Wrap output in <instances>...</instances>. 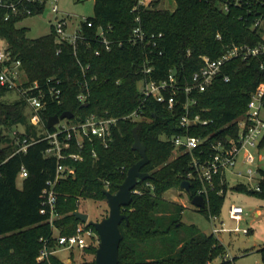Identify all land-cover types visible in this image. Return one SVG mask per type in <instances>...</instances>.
<instances>
[{"label": "trees", "instance_id": "obj_1", "mask_svg": "<svg viewBox=\"0 0 264 264\" xmlns=\"http://www.w3.org/2000/svg\"><path fill=\"white\" fill-rule=\"evenodd\" d=\"M160 1L155 0L152 9L134 13L132 9L137 0H95V14L88 20L96 27L111 25L113 33L110 38L125 41L122 47H115L110 52L103 50L100 44H93L91 49L80 47L75 52L69 45L58 44L53 30L49 35L30 39L27 29L17 26L28 16L11 17L7 21L0 17V40L7 44L15 59L22 61L28 78L26 86L34 82L44 85L47 79L54 78L60 80V84L52 82L51 85L62 91L59 101L47 99L37 129V125L28 122L33 112L26 113V101L5 103L2 98L9 90L0 85V124L7 130L25 125L27 131L18 136L21 141L27 139L31 143L25 153L17 152L20 145L6 135H0V142L8 144L0 154V264H64L55 255L45 261H38V257L45 243L50 248L56 247L53 236L57 231L61 235L76 233L82 223L75 216L81 199L103 201L106 200L105 191L117 192L128 169L141 159L140 154L132 149L135 127H138L149 157V163L142 171L149 173L150 177L138 183L134 190H141V193H133L132 203L123 208L129 224L121 223L123 240L119 248V264H233V260L225 259L226 248L213 233L208 235L197 231L188 241H178L170 253L159 258L146 255L141 249L148 242L182 226L184 207L174 204L178 209L176 219L164 228L163 219L171 205H165L161 197L172 188H180L183 181H190L192 194H198L200 182L189 177L193 172L192 158L199 156L201 148L210 153L212 143L229 145L238 137L237 120L245 114L251 95L264 85V58L232 60L204 92L194 91L189 95L197 101L190 107V115H200L203 121H208L207 125L199 124L189 129L181 126V118L186 114L184 92L178 93L177 104L172 110L153 98H147L142 120L122 118L143 102L140 92L143 81L161 82L173 74L177 85H188L193 74L202 67L201 56L217 59L232 45H256L262 41L264 28H253L254 15L242 9L233 8L229 13H223L213 2L174 0L176 6L170 10L160 8ZM29 8L32 16L45 11L44 7L35 4ZM137 15H140L141 27L148 35H163L156 40V46L153 43L133 46L126 42L137 26ZM217 35L221 38L218 39ZM95 48L102 51L101 55H95ZM147 58L150 59L148 66L152 67L149 74L143 72ZM225 75L230 78L228 82L223 81ZM82 92L88 94V107L78 99ZM66 111L74 114L69 120L73 123L83 122L91 115L119 121L112 128L108 147L98 139L86 141L80 161L64 160L60 163L74 168L75 176L57 183L58 217L52 226L49 215L41 213L44 206L42 194L47 183L55 179L58 162L45 156L49 143L42 138L45 131L54 129H47L48 119ZM179 136L205 139V143L192 154L183 152V148L177 149L173 141ZM68 152H77V149L73 146ZM174 152L178 155L170 161ZM22 167L27 169L28 177L22 180L20 188L18 180ZM258 172L259 191L250 192L264 199V169ZM221 188L224 190L222 194L219 193ZM233 189L248 191L244 184ZM227 190L226 186H217L200 211L217 215ZM86 227L95 230L88 223ZM96 250L97 247H90L86 251L95 255ZM259 252L264 264V248ZM85 264H95V260Z\"/></svg>", "mask_w": 264, "mask_h": 264}, {"label": "built area", "instance_id": "obj_2", "mask_svg": "<svg viewBox=\"0 0 264 264\" xmlns=\"http://www.w3.org/2000/svg\"><path fill=\"white\" fill-rule=\"evenodd\" d=\"M162 1V0H161ZM159 3V7L161 4ZM205 2H213L217 8L223 13H229L233 8L242 9L251 15H254L255 21L253 28H264V0H201ZM52 3L53 7L48 8V4ZM59 0H18L16 2H9L0 0V17L4 20H9L11 17L20 15L31 16L32 10L29 5H39L48 10V14L56 15V22L53 25V32L55 40L58 44L69 45L76 52L80 47L91 49L93 44L102 45L103 50L112 51L115 47H122L125 41L111 39L110 35L113 33V27L108 25L95 26L90 20L84 19L80 24L71 22V18L60 11L58 6ZM155 0H137L133 7L134 13H139L143 9L154 8ZM45 12V11H44ZM44 14V13H43ZM137 26L133 29L131 35L126 40L129 44L148 45L153 43L156 46L157 39L162 38V34L148 35L141 27V17L137 15ZM93 30V33L89 31ZM220 39V35H217ZM1 41V40H0ZM0 46V85L6 87L8 90H18L24 97L26 103L30 106L33 112L32 122L34 124L41 123L42 110L46 108L47 99L60 100L62 91L51 83L60 84V80L49 78L44 85L38 82L26 86L22 83V79L26 76L23 69V64L20 59H15L12 56L6 43ZM60 52V51H59ZM95 55H101L102 51L98 48L94 50ZM264 58V33L262 41L256 45H232L228 47L225 52L217 59H211L208 56H201L202 67L193 74L192 82L188 85L179 86L176 83L173 74L167 80L161 82L143 81L140 85V92L144 97L141 105L131 114L122 119L131 121H140L144 118L145 105L147 98H153L157 102L164 104L168 109L172 110L177 104V95L179 92H184L186 95V114L181 118V126L189 129L192 126L199 124L207 125L208 121H203L200 115L192 117L190 115V107L196 105L197 101L189 95L194 91L204 92L213 81L222 75L225 65L235 59L248 61L251 59ZM150 59H146L143 64V72L151 73L152 67H149ZM230 80L228 75L223 77L224 82ZM88 94L86 92L80 93L78 99L81 103H86ZM264 85H260L257 90L251 95L250 101L247 105L245 114L237 120L239 126V134L236 139H232L229 145L222 142L212 143L213 151L207 153L204 149H199L204 143L205 139L179 136L173 141L177 149L183 148V152L193 153L194 150L199 149V156H193L192 168L193 172L189 174L190 178L198 180L201 188L197 195H202L205 198L209 197L211 192L217 189V186L228 187V175L232 174L236 177L252 178L254 173L253 167L257 163L256 155L251 151L252 148L264 149V119L261 117L263 110ZM119 119L106 118L91 115L85 121L73 123L67 120L65 123H59L55 126L53 131H45L43 140L48 141L49 146L45 151V156L54 158L58 162V168L54 180L47 183V187L43 190V209L42 214H48L49 222L53 226L54 220L58 217L56 212V204L58 194L56 192L57 183L68 177L75 176V169L72 167H65L60 164L64 160H72L78 162L82 159V150L86 141L92 142L98 139L105 147H108L112 136V128L117 124ZM20 132L13 131L14 142L20 145L17 152H26L31 144L27 139L22 141L19 138ZM73 146L76 147L77 152H68ZM68 152V153H67ZM243 153V154H242ZM242 155V156H241ZM96 152H93V157H96ZM264 156H259L262 160ZM239 165L247 166L248 170L243 171L238 167ZM28 177V171L25 167L21 168L19 179L23 180ZM259 191V185L257 190ZM224 190L219 191L222 194ZM133 193L140 194L141 190H134ZM244 210L240 206H232L229 209V216L232 220L240 223ZM210 220L213 223V234L216 236L219 233L226 231L223 228L224 223L217 224L216 216L210 215ZM87 223H81L73 235H61L58 231L53 236L56 246L58 248H50L45 243L38 261L48 260L50 255H55L59 250L78 249L80 251V261L87 253L90 247H98L99 236L95 230L86 227ZM241 232L239 228L234 230ZM248 234L247 230L242 231ZM69 264H85L74 262V258L68 260ZM64 263V262H63ZM66 264V262L64 263Z\"/></svg>", "mask_w": 264, "mask_h": 264}, {"label": "rangeland", "instance_id": "obj_3", "mask_svg": "<svg viewBox=\"0 0 264 264\" xmlns=\"http://www.w3.org/2000/svg\"><path fill=\"white\" fill-rule=\"evenodd\" d=\"M95 0H59L58 6L60 11L71 18V22L80 24L84 19L93 17ZM176 4L174 0H162L160 8L173 10ZM53 4L49 3L48 8H52ZM56 15L50 13L47 17L41 15H31L22 19L17 26L26 28L28 33L27 36L30 39H37L46 35H49L53 30V25L56 22ZM5 43V42H4ZM3 44L0 43V46ZM28 81L27 75L22 79V83ZM24 99L18 90L7 91L2 100L5 103H16ZM25 101V99H24ZM30 106L27 104L26 113H29ZM261 117L264 119V109L261 112ZM30 118L29 124H34ZM67 120L61 121L65 123ZM25 133L26 127L23 124H19L13 127L12 130H7L3 125L0 124V135H6L9 139L13 140V131ZM7 143L0 142V154L6 149ZM251 151L257 157V163L251 167L254 171L252 178L248 179L245 177H236L232 174L228 175V190L221 206L220 212L215 215L216 223H224L223 228L226 231L219 233L216 237L226 248L225 259L233 260V264H263L262 256L259 250L264 248V199L260 198L256 194L250 191H256L260 179L259 169H264V158L259 160V156H264V149L252 148ZM243 154V153H242ZM178 153L174 152L170 161L177 157ZM242 156V155H241ZM240 170L247 171L248 167L239 165ZM22 180H18V186L21 188ZM244 184L247 186V192L236 191L233 188L236 185ZM164 204H170V211L168 210L167 216L163 219L164 228L168 227L172 220L176 219L178 209L175 205L184 207L181 213L182 226L176 230L173 229L169 233L161 236L158 239L152 240L144 245L141 249L142 253L151 255L153 257H162L167 255L173 250L174 245L178 241H188L192 235L197 231L204 234L213 233V223L210 220V215L201 212L192 203V197L183 192L180 188H172L162 195ZM175 204V205H174ZM240 206L244 210L243 219L240 223L232 220L229 216V209L232 206ZM78 211L89 215L90 221H100L107 217L109 214V206L106 200H92V199H81L79 201ZM239 228L241 232H235L234 230ZM247 230L249 233L244 234L242 231ZM56 248H58L56 246ZM56 256L61 261H66L69 264L67 258H74V262L89 263L95 255L85 253L80 261V251L78 249L72 250H59ZM220 261V259L218 260Z\"/></svg>", "mask_w": 264, "mask_h": 264}, {"label": "water", "instance_id": "obj_4", "mask_svg": "<svg viewBox=\"0 0 264 264\" xmlns=\"http://www.w3.org/2000/svg\"><path fill=\"white\" fill-rule=\"evenodd\" d=\"M48 10H45L43 16L47 17ZM88 103L83 106L88 107ZM74 114L66 111L61 115H55L48 119L47 129H53L63 120L73 119ZM134 143L132 149L137 151L141 159L133 164L127 171L126 177L122 184L119 185L116 193L105 191L106 201L109 206V214L100 221H90L89 215L77 211L75 216L82 223L92 225L99 236V244L95 254V264H119V248L123 240L121 223L125 221L129 224V219L123 213V208L130 206L133 199V191L139 182L145 181L150 177L149 173L143 172L142 168L149 163L147 148L140 139L138 127L133 130ZM180 189L192 197V203L198 209H204L206 206L205 198L202 195H193L191 191V182L183 181Z\"/></svg>", "mask_w": 264, "mask_h": 264}, {"label": "crops", "instance_id": "obj_5", "mask_svg": "<svg viewBox=\"0 0 264 264\" xmlns=\"http://www.w3.org/2000/svg\"><path fill=\"white\" fill-rule=\"evenodd\" d=\"M0 43H3V41H0ZM69 259H70V258H69ZM69 259L67 258L66 260H69ZM62 262H64V263H65L66 261H62Z\"/></svg>", "mask_w": 264, "mask_h": 264}]
</instances>
